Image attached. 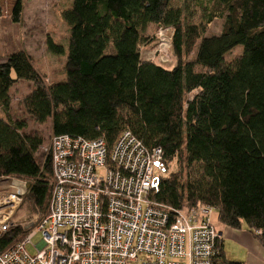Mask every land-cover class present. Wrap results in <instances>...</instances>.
I'll return each instance as SVG.
<instances>
[{
    "label": "trees",
    "instance_id": "obj_1",
    "mask_svg": "<svg viewBox=\"0 0 264 264\" xmlns=\"http://www.w3.org/2000/svg\"><path fill=\"white\" fill-rule=\"evenodd\" d=\"M174 1L71 0L62 13L65 46L46 41L51 54L65 56L63 77L49 83L25 52L6 56L0 179L27 184L22 205L31 218L47 212L49 160L37 157L44 139L23 133L25 122L10 114L9 92L25 81L33 87L22 107L34 123L49 121L55 136L102 139L108 148L129 131L148 150H162L167 174L152 184V200L176 211L211 208L218 224L244 229L264 248V0H193L198 23L188 19L185 0ZM21 9L17 0L14 23ZM216 20L220 33L208 36ZM160 28L172 32V69L145 55L157 47ZM173 163L177 171L169 172ZM28 230L17 226L1 237L0 253ZM214 264L245 263L227 260L221 241Z\"/></svg>",
    "mask_w": 264,
    "mask_h": 264
},
{
    "label": "built area",
    "instance_id": "obj_2",
    "mask_svg": "<svg viewBox=\"0 0 264 264\" xmlns=\"http://www.w3.org/2000/svg\"><path fill=\"white\" fill-rule=\"evenodd\" d=\"M156 37L154 58H165L172 32L160 28ZM46 161L47 212L0 253V264H214L222 235L211 222L213 209L176 211L150 198L160 148L148 150L129 131L111 148L102 139L52 135ZM26 188L0 179V238L24 226L13 218ZM37 233L42 239L34 245Z\"/></svg>",
    "mask_w": 264,
    "mask_h": 264
},
{
    "label": "rangeland",
    "instance_id": "obj_3",
    "mask_svg": "<svg viewBox=\"0 0 264 264\" xmlns=\"http://www.w3.org/2000/svg\"><path fill=\"white\" fill-rule=\"evenodd\" d=\"M17 0H1L3 15L0 17V56L6 58L12 51H23L29 55L35 62L41 76L45 78L44 82L49 83L52 80H58L63 77V65L65 56H55L51 54L46 45L48 38L54 43L65 46L68 35V28L62 19V13L70 5L71 0H21L22 9L19 15V22L14 23L11 20V10ZM184 0H175L174 6H181ZM193 0H185L187 4L186 14L192 22L198 23L202 18V12L195 7ZM222 21H214L208 29L207 35H217L220 33ZM149 33H153L150 27ZM157 48L153 49L148 57L155 59L154 53ZM241 47H237L233 52L238 55L241 52ZM166 55L155 60L166 69H172L176 64V60L172 54V47L166 49ZM229 59V58H228ZM32 85L25 81H20L14 85L10 92L11 106L10 114L13 120L25 122L26 127L22 130L28 135H41L44 139L42 146L37 152V157L44 161V148L48 146L50 138L53 135L49 121L43 125L34 123L23 110L22 100L31 90ZM2 113V112H1ZM197 168L191 167L188 171L194 178ZM177 171L176 163L170 166L169 172ZM186 171V170H185ZM167 171L161 166H157L154 171L152 182L157 183L159 177L166 176ZM51 177V176H50ZM27 209V204H24L18 209L13 218L16 224L28 226L39 217H30ZM211 222L218 230L219 224L216 221V213L211 214ZM219 231V230H218ZM42 239L41 233H37L32 239L34 245L38 244ZM225 257L229 261H243L245 252L242 248L231 241L224 243ZM29 253L33 254L34 250L31 246L27 247Z\"/></svg>",
    "mask_w": 264,
    "mask_h": 264
},
{
    "label": "crops",
    "instance_id": "obj_4",
    "mask_svg": "<svg viewBox=\"0 0 264 264\" xmlns=\"http://www.w3.org/2000/svg\"><path fill=\"white\" fill-rule=\"evenodd\" d=\"M15 51H18V50H15ZM15 51H12V52H15ZM151 52H152L151 46L145 48L146 56H148ZM4 60L5 58L2 59L0 56V63H2ZM10 92H9V95H10ZM0 117H2L1 111H0ZM49 126H50V123H49ZM218 230L222 235L223 250L225 246L224 243L226 241H231L239 245L242 248V250L245 252V257L243 261L241 260L239 262H243L245 264H264V248L261 247L259 243L244 229L233 230V229L220 225Z\"/></svg>",
    "mask_w": 264,
    "mask_h": 264
}]
</instances>
